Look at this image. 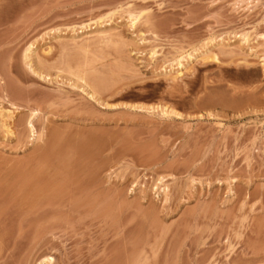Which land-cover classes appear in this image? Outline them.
Masks as SVG:
<instances>
[{"label":"rangeland","instance_id":"obj_1","mask_svg":"<svg viewBox=\"0 0 264 264\" xmlns=\"http://www.w3.org/2000/svg\"><path fill=\"white\" fill-rule=\"evenodd\" d=\"M34 172L0 264H264V0H0V176Z\"/></svg>","mask_w":264,"mask_h":264},{"label":"bare ground","instance_id":"obj_2","mask_svg":"<svg viewBox=\"0 0 264 264\" xmlns=\"http://www.w3.org/2000/svg\"><path fill=\"white\" fill-rule=\"evenodd\" d=\"M132 14V13H131ZM141 13H140V16H139V14H137L136 16H134V15H132V17L134 16V18L135 19H139L138 17H141ZM135 19H134V21H135ZM132 23H134V22H132ZM153 51V50H152ZM156 53V51L154 50L153 52H152V55H154ZM190 56H192L191 55V53H190V55L188 54V57H190ZM154 58V57H153ZM191 58V57H190ZM216 58V57H215ZM181 59V58H180ZM180 63V62H179ZM181 64V63H180ZM34 71V70H33ZM181 73V71L179 72V74ZM39 74V73H38ZM75 75H76V73H75ZM83 76V75H82ZM81 75H79V77H81V78H84V77H82ZM78 77V76H77ZM83 80V79H82ZM85 80H86V78H85ZM85 80H84V82H85ZM96 81V80H95ZM100 81H102V80H100ZM97 82V81H96ZM89 83H90V81H89ZM86 84H88L87 82H86ZM95 85H97L96 83H95ZM95 85H93V88H91L92 90H91V93H89L88 92V96L90 97V99L91 100H93V98H94V100L96 99L97 101L99 100V97H97L96 95H95V92L97 91L96 89L97 88H99V83H98V85H97V87L95 86ZM88 86H90V84L88 85ZM92 87V86H91ZM96 88V89H95ZM95 89V92L93 91ZM100 90V89H99ZM118 90V89H117ZM92 92H94V93H92ZM98 92V91H97ZM96 92V93H97ZM113 92V91H112ZM99 95V94H98ZM96 101V102H97ZM101 102V101H100ZM101 103H103V102H101ZM137 104V103H136ZM125 105V104H124ZM128 105V104H127ZM146 106V105H145ZM130 107H135L136 108V105H130ZM139 108H141V106H139L138 107V109ZM144 108V107H143ZM142 109V108H141ZM145 109V108H144ZM154 109V108H153ZM167 110H168V108H167ZM35 111V110H34ZM38 112V111H37ZM167 112V111H166ZM170 112V111H169ZM32 113V112H31ZM168 113V112H167ZM35 114V116H36V112L35 113H33L32 114V116ZM28 117V119H27V123H25L26 124V126H27V128L30 130V132H31V134H32V136L33 137H38V138H41V135H39V136H37L36 134H37V131H36V129H35V125H34V122H33V120L34 119H32L33 117ZM35 118V117H34ZM8 126V125H7ZM25 126V127H26ZM9 128V127H8ZM9 130V129H8ZM11 130V129H10ZM9 130V132H11ZM44 135V134H43ZM43 137V136H42ZM59 138H60V134H59V132H54L53 134H52V137L50 138V141H49V143L47 144V145H45L42 149H40L41 151V153H39V157L40 156H42L41 157V159L45 162V163H47V160L45 161V159H43V157L45 158H47V159H49L50 157L52 158V157H54L55 155H62V153H61V151H59L61 154H59V152L56 154V148H57V146L59 145V143H58V145L56 146V144H57V142L59 141ZM61 139V138H60ZM93 140H96V139H93ZM93 140H91V141H93ZM70 143V142H69ZM89 145V144H88ZM54 146H56V148H54ZM66 147V146H65ZM64 147V148H65ZM90 147V146H89ZM81 148V149H80ZM79 149L80 150H82L84 153L87 151V149H88V146L86 145V142L84 143V145L82 144L81 145V147H79ZM54 150H55V153H53L54 152ZM62 150H64V149H62ZM53 154H55V155H53ZM52 155V156H51ZM64 155V154H63ZM62 155V159H63V156ZM38 158V157H37ZM65 158V157H64ZM55 159V158H54ZM60 160V159H59ZM42 161V162H43ZM49 161V160H48ZM52 161V160H51ZM50 162V161H49ZM54 162V161H53ZM50 163H48V165H49ZM46 166V165H45ZM50 166V165H49ZM44 167V166H43ZM48 167V166H47ZM41 169V168H40ZM45 169V168H44ZM37 172H40V171H37ZM37 172H34V173H32V174H34V175H28V173L26 174V175H22L21 176V174L20 175H17L16 177H14V176H9V174H4L5 176H0V183H1V186L0 187H2L3 189H4V191H5V202H3L2 203V206H1V208H0V213L1 214H3L4 212H6L5 211V208H6V205H7V203H9V201H13L14 199L16 200V197H20L19 195L21 194V192H22V194H23V191H24V189H27L28 187V185H32L33 183H36V182H40L41 183V181L39 180L40 179V176L39 175H41V173L39 174V173H37ZM12 173V172H11ZM37 173V174H36ZM39 174V175H38ZM34 185V184H33ZM37 185H39V184H37ZM36 186V185H35ZM44 186V185H43ZM27 187V188H26ZM47 187H49V186H47ZM29 188H30V186H29ZM31 188H34V187H31ZM36 188V187H35ZM45 189H46V187H45ZM48 189V188H47ZM33 190V189H32ZM32 190H30V192H32ZM38 190V189H37ZM44 190V189H43ZM42 191V190H41ZM40 191V192H41ZM46 191V190H45ZM49 191H50V188H49V190L47 191V193H49ZM51 191H54V190H52V188H51ZM27 191H25L24 192V194L26 193ZM38 192V191H37ZM46 193V192H45ZM37 194V193H36ZM39 194H41V193H39ZM44 194V193H43ZM43 194H41L42 195V197H43ZM18 195V196H17ZM26 195V194H25ZM41 195H38V196H35L34 198H39V196H40V198H41ZM51 195V194H50ZM22 197H24V196H22ZM26 197V196H25ZM47 197H49L48 195H47ZM33 198V199H34ZM23 199V198H22ZM21 199V200H22ZM19 200V199H18ZM41 200V199H40ZM39 200V201H40ZM38 201V202H39ZM33 202L35 203V202H37V200L36 201H34L33 200ZM33 202H32V204H33ZM22 203H23V201H22ZM21 204V203H20ZM36 204V203H35ZM33 207V206H32ZM2 217V216H1ZM46 259V258H45ZM44 259V261L47 263V264H53V258L52 257H47V259L45 260ZM41 264H43V263H41Z\"/></svg>","mask_w":264,"mask_h":264}]
</instances>
